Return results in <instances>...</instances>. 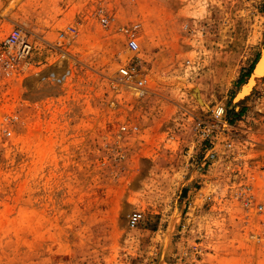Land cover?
I'll list each match as a JSON object with an SVG mask.
<instances>
[{
    "label": "rangeland",
    "instance_id": "1",
    "mask_svg": "<svg viewBox=\"0 0 264 264\" xmlns=\"http://www.w3.org/2000/svg\"><path fill=\"white\" fill-rule=\"evenodd\" d=\"M10 1L0 36L19 25L36 50L0 89V264H264L239 198L264 202V77L238 99L264 0Z\"/></svg>",
    "mask_w": 264,
    "mask_h": 264
},
{
    "label": "built area",
    "instance_id": "2",
    "mask_svg": "<svg viewBox=\"0 0 264 264\" xmlns=\"http://www.w3.org/2000/svg\"><path fill=\"white\" fill-rule=\"evenodd\" d=\"M8 7L5 0H0V20L3 18V12ZM98 21L104 28L111 25L112 17L104 9H98L96 12ZM135 26L134 28H137ZM78 35L74 27H70L65 36L74 38ZM134 30L128 31L127 46L129 51L137 53L140 50L139 41ZM36 48L34 42L30 40L25 30L16 25L6 36H0V89L4 87L9 81L14 79L16 75L22 72L26 67L31 64ZM121 74L126 80H135V85L139 95L144 94L146 88V79L142 78L141 73L137 72L135 68H123ZM224 113L223 109L216 112V117L221 118ZM215 132V127L206 124L204 127V136L211 137ZM210 158L215 159L214 153H210ZM259 177L264 180V161L258 165ZM243 200L245 207L248 210L254 208L256 213L264 217V202H257V195L253 186H245L241 189L240 197ZM143 214L136 211L130 215L129 224L132 228H136L142 221Z\"/></svg>",
    "mask_w": 264,
    "mask_h": 264
},
{
    "label": "bare ground",
    "instance_id": "3",
    "mask_svg": "<svg viewBox=\"0 0 264 264\" xmlns=\"http://www.w3.org/2000/svg\"><path fill=\"white\" fill-rule=\"evenodd\" d=\"M7 1V0H6ZM10 3L13 1L8 0ZM6 3V2H5ZM17 3V2H16ZM13 4V3H12ZM264 77V53H263V57L260 60V62L258 63L255 72L253 74V76L250 78L249 83L244 87L243 92H241L238 96V99H242L244 98L247 94H249L250 90L253 88V86L256 84V81L258 79H261ZM262 104L259 105L258 110H260V112L263 113V109H262Z\"/></svg>",
    "mask_w": 264,
    "mask_h": 264
}]
</instances>
